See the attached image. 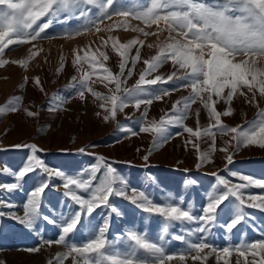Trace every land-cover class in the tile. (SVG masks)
Wrapping results in <instances>:
<instances>
[{
  "label": "snow or ice",
  "instance_id": "obj_1",
  "mask_svg": "<svg viewBox=\"0 0 264 264\" xmlns=\"http://www.w3.org/2000/svg\"><path fill=\"white\" fill-rule=\"evenodd\" d=\"M126 4H131L132 7H124ZM0 6H3L0 8V56L12 45L30 44L38 39H54L57 35L73 39L84 32H92L93 29L100 33L118 28L127 30L131 27L132 31L142 33L145 37L157 35L145 31L142 27L130 26L127 19L129 17L141 21L149 28L156 25L157 31L159 33L166 31L167 36L163 42L156 45V53L143 60L145 67L132 88L122 87L127 77L133 74L129 68L125 77L124 70L129 59L133 67L141 59L139 47L136 48L135 55L129 54L134 46H143L144 40L131 39L122 43L113 36L107 39L101 37V46L95 51L85 49L82 50L83 55H80L79 51H74L72 64L78 73H82L75 95L84 100L87 92L99 101L97 106L102 112H97L96 115H102L103 120L107 122L115 119L117 113L123 112L130 104L140 109L141 105L150 106L154 101H161L172 91L189 89V95L173 103L171 113H166L159 122L151 120L140 123L147 117V108L142 113L138 120L139 133L153 134V148L159 147L161 142L167 143L172 138L169 134L170 126L181 127L182 133L196 137L197 140L211 135L213 151L216 134L211 131L212 129H216L221 136L234 134L230 136V140H225L219 149L224 153L226 160L224 171L233 177H237V173L227 167L233 163L234 151L230 152V147L236 149L240 146L254 145L264 148V111L259 113V120L248 122V127L240 131L237 127L225 126L221 119L232 114L230 104L236 95L246 96L247 93H251L252 99L255 100L258 92L259 96L264 98V69L257 68L256 59L264 58V0H0ZM113 16L125 19L113 21L104 28L99 26L105 20H112ZM72 20L79 23L74 27H67ZM161 22L165 27H160ZM54 23H63L64 31L57 35L49 34L46 30ZM109 44L111 51L119 57L120 71L116 74L104 64L109 60V55L102 49L107 48ZM148 47L151 48L152 45ZM35 48L36 45L33 44L27 59L11 63L27 66L28 60L39 51H33ZM237 57L243 59L237 60ZM169 62L173 66L171 74L166 77L157 74L146 79ZM8 63V60L0 58V66ZM85 64L91 71L84 70ZM97 69H101L104 75L93 81L91 77L96 74ZM60 70L57 69L58 72ZM77 79L76 76L72 77L73 81ZM33 82L40 86L39 78H35ZM168 82H175V87L170 90L160 89L158 94L142 87ZM95 83L103 84L108 89V94H102L90 86ZM242 89H247V93ZM40 90L43 91L42 88ZM63 102L65 101L61 100V103ZM221 102L226 106L222 112L217 109ZM197 103L201 106L196 110L197 124L201 109L206 111L209 119L208 127L203 130L199 126L194 130L184 125V121L190 115L191 106ZM5 111H18V104L0 107V113ZM24 111L28 117L38 115V112H32L27 108ZM121 131L130 136L138 135L131 127L121 128ZM182 133L178 132L175 135ZM231 141L237 143L232 145ZM185 143L192 144L197 150L199 161L197 167L209 161L208 153L199 152L198 143H193L191 139ZM14 147L28 149L30 154L18 170H11L7 166L0 169V172L12 175L15 181L0 183V190L12 192L21 188V182L29 173L41 174V179L28 194L27 202L23 205V215L8 213L9 219L17 221L19 225L33 232H36L35 225L40 219L49 224H57L56 220L43 216L40 211L41 195L50 186L49 181L53 177L63 181L64 196L78 206V209L70 207L67 214H61L57 238L44 239L37 232L39 246L25 249L29 253H38L45 246L55 244L67 249L56 257L60 264L68 257L72 258L73 264H170L173 261L186 264L189 258L194 264L195 262L204 264L213 254H216L219 264L221 258L229 257L235 251L236 264H241L239 257H245L243 264H264V236L255 242L241 240L237 245H232L230 240L232 230L249 218L250 213L246 212V208L264 211V194L245 192L246 189L253 187L264 190L262 179L241 174L238 175V180L242 183H233L219 172L212 173L216 183L213 190L207 194V202L197 215L194 205L179 192L175 194V200L169 195L163 204L154 202L144 189L132 188L129 193L130 184L117 175L112 164L103 157H96L98 163L91 166L90 178L81 179L47 166L37 155L41 150L35 144H17ZM152 150L142 157L146 166ZM77 151L84 154L87 148L81 147ZM97 173H101V176L99 181L94 183L97 180ZM77 190L83 194H78ZM113 197L124 198L137 209L148 213L146 219L149 223L152 214L162 218L157 238L153 240L146 230L141 232L135 227L125 229L124 232L109 238L107 232L110 224L107 219H104L97 230V226L91 224L95 210L103 208L109 210L111 214L122 216L117 206L112 204ZM230 198L234 199L230 201ZM226 201H230V204L225 203ZM0 206L14 207L10 203L3 204L2 198ZM226 208L229 209L230 218L220 226L225 228L228 245L218 248L207 242V234L212 227L217 226V218ZM85 215L89 217L87 239L78 246L74 241L70 242L68 237L81 227ZM4 217L5 213L0 211V230L4 228ZM177 224L179 228L173 233L172 229ZM171 240L180 241L184 245L178 250L179 254L168 253L167 245ZM248 255H251V261L247 259ZM0 264L4 262L0 261ZM48 264L52 262L49 261ZM225 264H228L227 259Z\"/></svg>",
  "mask_w": 264,
  "mask_h": 264
},
{
  "label": "rangeland",
  "instance_id": "obj_2",
  "mask_svg": "<svg viewBox=\"0 0 264 264\" xmlns=\"http://www.w3.org/2000/svg\"><path fill=\"white\" fill-rule=\"evenodd\" d=\"M2 7L0 6V8ZM124 7L131 8L132 5L126 4ZM122 19L125 18L113 16L112 20H105L99 26L104 28L113 21ZM127 19L130 26L142 27L145 31L157 33V35L145 37L142 33L134 32L129 27L127 30L118 28L111 32L100 33H96L93 29L92 32H84L73 39H67L57 35L64 31L65 25L54 23L46 31L49 34L57 35V38L38 39L30 44L9 46L5 50L0 58L8 60L9 63L0 66V107L18 104V111L0 113V169L7 166L11 170H18L26 162L30 150L15 148L14 146L17 144L37 145L41 150L37 155L47 166L81 179H89L91 166L98 163L96 157H103L104 160L112 164L117 175L123 177L130 184L129 193L132 188L144 189L146 194L154 199V202L163 204L169 195L175 200V194L179 192L194 205L197 215L200 214L202 206L207 202V194L213 190L216 183L212 173L219 172L221 176L230 179L233 183H242L238 180V175L241 174L264 180V148L254 145L240 146L236 149L230 147L229 151H234L233 163L227 167L237 173V177L230 176L228 172L224 171L226 160L224 153L219 149L223 146L224 141L230 140V136L234 134L221 136L216 129H212L211 131L216 134L215 150L213 151L211 135L197 140L196 137H189V134L182 133L181 127L170 126L169 134L172 138L167 143L161 142L160 146L156 148H153L152 133H139L140 123L151 120L159 122L162 116L171 113L173 103L189 95V89L172 91L161 101H154L150 106L141 105L140 109H136L130 104L123 112H118L115 119H110L107 122L103 120L102 115H96L97 112H102L97 106L99 101H96L87 92L84 100L75 95L82 73H78L72 64L74 51H79L80 55H83L82 50L85 49L95 51L97 47L101 46V37L107 39L109 36H113L122 43L131 39L144 40L143 46H134L129 54L130 56L135 55L136 48L139 47L141 59L134 67L129 59L124 70L125 77H127L129 68L132 69L133 74L131 77H127L122 87L132 88L135 85L140 72L145 67L143 60L156 53V45L165 40L167 32L159 33L156 25L149 28L139 20H133L130 17ZM78 23L79 21L72 20L67 27H74ZM160 27H165L163 22ZM33 44L36 45L33 51H39L37 55L28 60L27 66L11 63V61L27 59ZM148 45H152V47L149 48ZM102 50L109 55V60L104 62L105 67L109 68L113 74L118 73L120 71L119 57L111 51L110 44ZM239 59H243V57H237V60ZM256 59L258 61L257 68L264 69V58L257 57ZM57 69L61 70L58 72ZM84 70L91 71L86 64ZM172 71V64L165 63L156 73H152L146 79L153 78L157 74L166 77ZM102 75H104L103 71L97 69L91 80H98ZM73 76L78 78L77 81L72 80ZM35 78H39V87L33 82ZM90 86L102 94H108V89L103 84L95 83ZM110 87L114 86L110 85ZM142 87L158 94L160 89L174 88L175 82L142 85ZM41 88L43 91L40 90ZM242 91L247 93V89H242ZM61 100L65 102L61 103ZM200 107L198 103L191 106L190 115L184 121L185 126L192 127L194 130L197 126L202 130L208 127L209 119L203 109L200 111L197 124L196 110ZM225 107L223 102L217 105L218 111L221 112ZM230 107L233 109L232 114L222 117V122L225 126L237 127L240 131L248 127V122L260 119L259 113L264 111V98L260 97L258 92L255 100L252 99L251 93H247L246 96L236 95ZM26 108L32 112H38V115L28 117L24 111ZM146 108L147 117L138 123ZM128 127L133 128L138 135L130 136L121 131V128ZM178 132H181L182 135H175ZM189 139L193 143L199 144V152L209 155V161L200 167H197L199 163L197 150L193 148L192 144L185 143ZM236 143V141H231L232 145ZM89 145L94 147H89ZM81 147H86L87 152L79 153L77 150ZM150 149L153 150L146 166L142 157L148 154ZM44 175L46 178V174ZM100 176L101 173H97V180L94 183L99 181ZM40 179L41 174L29 173L21 182V188L12 192L0 190L3 204L10 203L14 206L12 208L0 206V211L5 213L4 228L0 230V261H3L4 264H48L49 261L52 264H60L56 259L57 255L67 251L62 245L55 244L45 246L38 253L25 251V249L39 246V236L44 239L57 238L61 214H67L70 207L78 209L77 205L64 196L63 181L58 177H53L49 181L50 186L42 193L40 209L43 216L53 218L57 224H49L40 219L35 225L36 232H33L19 225L17 221L8 218V213H15L16 216L23 215V205L27 202L28 194L34 190ZM4 182H15L14 177L0 172V183ZM71 187L74 188V186ZM220 188L222 189L223 186ZM77 192L83 194L79 190ZM245 192L264 194V190L254 187L246 189ZM232 199L234 198H230V201ZM111 201L117 206L122 216L111 214L109 210L103 208L95 210L91 217V224L97 226V230L98 226L103 224L104 219H107L110 224L107 232L109 238L124 232L125 229L134 227L141 232L146 230L148 236L153 240L157 238L158 229L162 226V218L152 214L149 223L146 219L149 214L137 209L130 201L120 197H113ZM230 201L225 203L230 204ZM245 210L250 213V216L246 222L232 230L230 234L232 245L239 244L241 240L255 242L264 236V211L258 208H246ZM229 218V209L226 208L218 216L217 226L212 227L207 234L209 244L218 248L228 245L225 228L220 225L226 223ZM88 221L89 217L85 215L81 227L68 237L70 242L74 241L78 246L81 242H86ZM185 227H195V225H185ZM178 228L179 224L172 229L173 233H176ZM37 232L39 236L36 234ZM183 247L184 245L180 241L171 240L167 245V251L169 254H179L178 250ZM207 251L205 250V252ZM225 259L228 264H236L237 254L233 251L231 256L221 258L219 264H225ZM239 259L243 264L245 257H239ZM247 259L251 261V255H248ZM62 264H73V260L68 257L63 260ZM170 264H180V262L173 261ZM186 264H194V262L189 258ZM195 264H200V262H195ZM204 264H217L216 254L209 256Z\"/></svg>",
  "mask_w": 264,
  "mask_h": 264
}]
</instances>
